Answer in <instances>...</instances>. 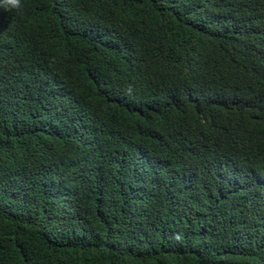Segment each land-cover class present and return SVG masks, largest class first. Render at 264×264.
Here are the masks:
<instances>
[{
	"label": "trees",
	"instance_id": "obj_1",
	"mask_svg": "<svg viewBox=\"0 0 264 264\" xmlns=\"http://www.w3.org/2000/svg\"><path fill=\"white\" fill-rule=\"evenodd\" d=\"M0 6V264H264V0Z\"/></svg>",
	"mask_w": 264,
	"mask_h": 264
},
{
	"label": "clouds",
	"instance_id": "obj_2",
	"mask_svg": "<svg viewBox=\"0 0 264 264\" xmlns=\"http://www.w3.org/2000/svg\"><path fill=\"white\" fill-rule=\"evenodd\" d=\"M0 6H3L5 10H21V0H0Z\"/></svg>",
	"mask_w": 264,
	"mask_h": 264
}]
</instances>
